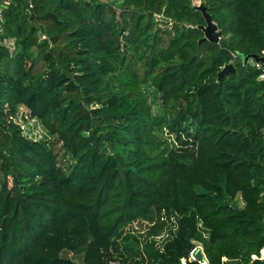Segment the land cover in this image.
I'll use <instances>...</instances> for the list:
<instances>
[{"label": "trees", "instance_id": "obj_1", "mask_svg": "<svg viewBox=\"0 0 264 264\" xmlns=\"http://www.w3.org/2000/svg\"><path fill=\"white\" fill-rule=\"evenodd\" d=\"M199 1L0 0V264H264V0Z\"/></svg>", "mask_w": 264, "mask_h": 264}, {"label": "rangeland", "instance_id": "obj_2", "mask_svg": "<svg viewBox=\"0 0 264 264\" xmlns=\"http://www.w3.org/2000/svg\"><path fill=\"white\" fill-rule=\"evenodd\" d=\"M110 1H114L116 2L117 5H119L121 0H110ZM194 3L199 4L200 1L194 0ZM143 90L145 92V95L148 96L149 101L151 102L153 106L154 112L158 113L160 111L159 110L160 106H159L158 98H157L158 94L156 93V91H154L153 87H151L149 84L144 85ZM16 120L19 123H21V125L24 127L25 134L28 135L30 138L34 140H40L44 138L45 136H48L43 125L32 115L31 112L27 111L26 109L20 110L18 117H16ZM164 140L168 141L170 145L173 143L176 144V136L173 133H170L168 129H165ZM123 235L124 237L129 236L127 241H130L131 246H134V245L138 246V248H134V249L138 250L142 247L138 245L135 237L133 236L129 228L126 227L125 229H123ZM193 243L195 244L194 250L199 251L200 249L203 255L206 257V254L204 253L203 245L201 243H198L197 241H194ZM106 259L108 262L107 264H124L121 257L118 255V253L113 252V251L107 253Z\"/></svg>", "mask_w": 264, "mask_h": 264}, {"label": "water", "instance_id": "obj_3", "mask_svg": "<svg viewBox=\"0 0 264 264\" xmlns=\"http://www.w3.org/2000/svg\"><path fill=\"white\" fill-rule=\"evenodd\" d=\"M198 8L203 12L205 19H206V25L201 26V28L205 32V37L202 39V41L209 40L213 42H219L222 32L219 30L217 23H215L212 20V17L209 15L204 5H201ZM250 60H255L259 62L264 68V55L254 54V55H249V56L244 57L245 63L249 62ZM231 70L232 71L234 70L233 64H229L226 67H224V69L219 73V76L222 77L223 75L227 74ZM197 256L199 260L203 261V254L201 250L197 251Z\"/></svg>", "mask_w": 264, "mask_h": 264}, {"label": "built area", "instance_id": "obj_4", "mask_svg": "<svg viewBox=\"0 0 264 264\" xmlns=\"http://www.w3.org/2000/svg\"><path fill=\"white\" fill-rule=\"evenodd\" d=\"M29 6L32 7L31 1H29ZM261 77L264 78V74ZM254 258L264 259V247L261 249L260 255L259 256L255 255ZM190 259L197 260L200 264H209L205 256H203V261L199 260L197 256V251L194 249L190 253ZM183 262H185V260Z\"/></svg>", "mask_w": 264, "mask_h": 264}, {"label": "clouds", "instance_id": "obj_5", "mask_svg": "<svg viewBox=\"0 0 264 264\" xmlns=\"http://www.w3.org/2000/svg\"><path fill=\"white\" fill-rule=\"evenodd\" d=\"M200 250V249H199ZM202 252V251H201ZM203 254V253H202ZM204 256V255H203Z\"/></svg>", "mask_w": 264, "mask_h": 264}, {"label": "crops", "instance_id": "obj_6", "mask_svg": "<svg viewBox=\"0 0 264 264\" xmlns=\"http://www.w3.org/2000/svg\"><path fill=\"white\" fill-rule=\"evenodd\" d=\"M226 258H224V260H225Z\"/></svg>", "mask_w": 264, "mask_h": 264}]
</instances>
